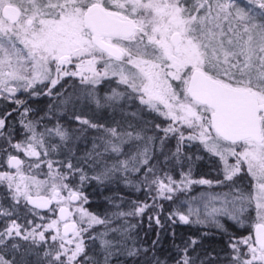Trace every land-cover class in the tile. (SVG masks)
I'll list each match as a JSON object with an SVG mask.
<instances>
[{"label": "snow or ice", "instance_id": "obj_1", "mask_svg": "<svg viewBox=\"0 0 264 264\" xmlns=\"http://www.w3.org/2000/svg\"><path fill=\"white\" fill-rule=\"evenodd\" d=\"M76 77L81 87L67 91L61 81ZM40 95L57 103L32 119L27 98ZM0 105V264H29L37 248L36 264H99L86 243L97 238L103 264L121 256L141 264L158 241L138 245L130 218L149 210L158 229L205 225L229 235L228 264H264V0H0ZM84 105L110 122L77 114ZM68 112L78 128L60 122ZM171 138L175 152L157 161L156 145L162 151ZM82 141L91 149L81 155ZM192 142L219 158L221 177L173 175ZM117 176L152 202L89 212L86 183ZM193 185L219 191L182 199ZM224 218L253 220L252 232L234 240ZM95 225L105 231L93 236ZM183 243L174 264H216L190 255L197 239ZM145 264L167 261L153 254Z\"/></svg>", "mask_w": 264, "mask_h": 264}, {"label": "trees", "instance_id": "obj_2", "mask_svg": "<svg viewBox=\"0 0 264 264\" xmlns=\"http://www.w3.org/2000/svg\"><path fill=\"white\" fill-rule=\"evenodd\" d=\"M243 3L244 0H241ZM65 85L67 91L71 92L74 89L78 90L81 86L79 85V77L76 78H65L61 81ZM60 86L58 85L57 88ZM111 87H115V84H111ZM101 91V94H104L108 91L107 82L98 86ZM55 91V89H54ZM57 101L53 97L44 96L41 100H36L35 105L32 108L33 112L30 113V118L39 119L44 117L48 112L49 105L55 106ZM89 108V109H88ZM87 109L83 107L78 108L77 114L88 117V118H97L101 122H110V113L103 111H96L93 106L88 107ZM144 119L149 121H154L155 123H161L163 127L164 124L162 120L155 116V114L144 112ZM118 118V117H117ZM18 120L19 117H16ZM60 122L63 123L68 128H78L79 125L71 119V112L65 113L60 117ZM42 123H47V120ZM51 127V124H48ZM14 127L17 130V139H21L23 136L22 126L14 122ZM161 136L163 133L159 131H150L149 135ZM89 140L91 139L92 133L89 134ZM79 153L82 155L84 151L91 149V144L88 141H82L77 145ZM176 149V139L171 138L166 140L163 150H160L159 144L156 145L155 159L157 161H162L165 157L171 156ZM183 154L191 157L189 160H185L183 155L181 157V164L177 165L173 171V175L178 177L179 171L182 169L184 172H187L191 168V175L193 179H209L215 180L218 177H221L222 165L218 157L208 153L204 150L198 142H192L190 146L183 147ZM230 162L232 160L230 159ZM172 165L170 164L169 167ZM90 175L92 173H89ZM247 177L241 180L239 183L243 187L247 184ZM85 195L88 196V203L83 205L89 212L104 216L105 213L111 214L113 211H116V204L120 205L121 210L127 211L131 207L129 201H145L151 203V199L146 196L145 190L135 191L132 188L126 186L123 181L117 176L110 182L105 184H100L96 181H91L86 183L83 188ZM219 191L218 188H210L207 185H193L192 190L185 195H182V199H187L191 196H196L201 193ZM123 200L121 201V199ZM160 203L164 205V211H170L174 207L171 202H166L161 200ZM150 210L146 211L145 214L139 217L130 218L131 223L136 225L133 230V234L136 236L138 245H143L149 247L152 244V241H158L156 247L146 256L141 257V264H145L149 260L148 256L154 254L156 257L160 258L167 256V264H174L175 258L179 255V250L175 245H179L180 249L184 247V241L188 238H194L199 241L196 246L195 253L190 251V255L198 256L203 261H208L209 259L214 260L216 264H228V257L230 255V248L228 247L229 235L222 234L219 230L214 227L205 226V225H183L177 224L175 226L166 225L164 229H158L154 223L151 224L148 220V215ZM31 218V217H30ZM163 220V216H161ZM246 224H237L234 221L222 220L224 226L228 229V234L234 240L242 239L250 235L252 232L253 220L247 219ZM39 222V221H37ZM119 221H114L109 227H116L119 225ZM0 226H2V221H0ZM105 228L100 225L93 226L90 229V232L93 236H98L99 232H104ZM175 232V237L172 236V232ZM203 233H208V235H202ZM112 235L109 233L108 237ZM98 239V238H97ZM96 239V240H97ZM95 241L87 240L86 243L89 248V253L96 252ZM23 249H21V252ZM41 249L37 248L35 252L29 254L26 259L29 261V264H36L37 256L36 252H40ZM20 256L19 253H17ZM10 256V255H9ZM99 264H103L100 263ZM118 264H129L127 257L121 256L118 259Z\"/></svg>", "mask_w": 264, "mask_h": 264}, {"label": "rangeland", "instance_id": "obj_3", "mask_svg": "<svg viewBox=\"0 0 264 264\" xmlns=\"http://www.w3.org/2000/svg\"><path fill=\"white\" fill-rule=\"evenodd\" d=\"M88 107H90L89 105H84V108L85 109H87ZM89 109V108H88ZM200 195V194H199ZM199 195H196V196H199ZM222 220H226V221H231V220H228V219H226V218H224V219H222ZM247 219H245L244 220V224H246V221ZM241 225V224H240ZM111 236L112 235H110L109 237H107V238H111ZM95 246V249H97L96 250V252H90L89 253V255L90 256H92L96 261H98V262H100V263H103V256H104V252H103V249H102V246H101V241H100V239L98 238L97 240H96V243L94 244ZM9 255L11 256L12 255V253H9ZM152 254H150L148 257V259L149 260H151L152 259ZM16 258H17V260H19V256L16 254ZM166 258H167V256H163V257H160L159 259H161V260H166Z\"/></svg>", "mask_w": 264, "mask_h": 264}, {"label": "flooded vegetation", "instance_id": "obj_4", "mask_svg": "<svg viewBox=\"0 0 264 264\" xmlns=\"http://www.w3.org/2000/svg\"><path fill=\"white\" fill-rule=\"evenodd\" d=\"M53 91H54V90H53ZM44 96H46V95H40V96H35V97H28L27 99H28V104H29V106H30L31 108H33L34 105H35V101H36V100H41ZM0 107H3V105H0Z\"/></svg>", "mask_w": 264, "mask_h": 264}]
</instances>
